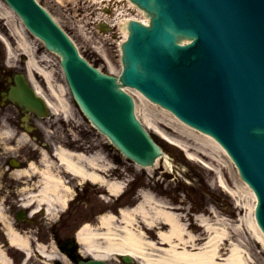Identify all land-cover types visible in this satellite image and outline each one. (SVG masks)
Masks as SVG:
<instances>
[{"label": "water", "instance_id": "95a60500", "mask_svg": "<svg viewBox=\"0 0 264 264\" xmlns=\"http://www.w3.org/2000/svg\"><path fill=\"white\" fill-rule=\"evenodd\" d=\"M133 1L153 18L151 27L130 24L131 35L123 46V84L140 89L227 147L258 195L256 218L264 230V0ZM7 2L48 49L63 57L72 91L98 129L128 158L153 165L161 150L115 77L81 59L34 0ZM187 39L191 43H179ZM16 83L10 98L46 116L45 101L26 80L18 77ZM124 260L132 262L128 256Z\"/></svg>", "mask_w": 264, "mask_h": 264}, {"label": "bare ground", "instance_id": "6f19581e", "mask_svg": "<svg viewBox=\"0 0 264 264\" xmlns=\"http://www.w3.org/2000/svg\"><path fill=\"white\" fill-rule=\"evenodd\" d=\"M119 5L123 9L120 10L117 19L128 18V21L123 19L120 23L125 39L129 35L128 23L132 19L142 22L143 25L146 24L145 26L149 25V14L140 9L132 0H119ZM133 10L137 12V15L126 14ZM0 14L2 18L12 20L10 30L17 43V55L23 53L28 57L26 71L30 74L37 93L45 98L54 113L61 111L68 121L76 122L78 127H82V124L76 121L71 104L67 100L66 86L56 78V72L49 69L52 65L47 62V51H42L40 56L36 54L35 48L26 35L23 23H17V15L1 1ZM0 38L7 43L10 63L15 65L17 62L12 59L16 53L15 49L12 48L8 38L2 34ZM97 49L102 50L101 47ZM40 80L45 86L42 87ZM129 91L144 100L142 95L131 88ZM159 108L171 120H151L148 117L144 118L145 121L141 120L147 129L181 147L191 159H198L197 155L192 152L194 150L213 162L221 161V156L228 155L211 136L195 131L171 111ZM36 123L42 127L41 122L36 121ZM8 139L15 140L17 144H22L27 140L25 133L18 135L13 127L0 122V141L5 142L1 144L7 146L6 140ZM38 149L39 161L30 162L27 168L14 170L12 174L16 179L26 180L27 185L22 191L25 199L18 200V203L23 202V206L28 208L33 216L43 213L47 214L50 219H55L68 205L69 199L74 197L77 191L73 189V184L68 179L70 176L66 174L64 176V173H69L80 182L92 181L99 184L101 190L110 196H118L125 189L126 181H120L112 176V163L102 151L89 156L56 147L52 155L51 152ZM159 161L157 160L153 167H138L150 171L159 164ZM217 164L220 167L223 165ZM245 186L246 194L252 196L255 202L249 207L252 217L247 220L241 218V222L228 220V223L227 220L219 218L216 210H212L208 216H200L197 224L188 223L180 214L181 208L156 198L151 191H143L139 192V200L134 207H123L117 214L110 212L101 215L97 226L95 227L92 223L85 224L79 230L78 238L89 257L105 261L111 260L112 257L127 255L135 259L137 264H264L259 261L258 256L250 253L252 247H260L262 243V257L264 258V233L254 218L255 194L246 183ZM40 208L41 210L36 212ZM7 213L3 201H0V222L4 225L10 245H17L32 255L34 251L32 236H29V232L18 231L13 219ZM197 232L201 234L198 235ZM251 236L253 239L250 238ZM239 237L242 241L237 239ZM246 237L250 242L244 239ZM52 238L55 237L52 236ZM53 242L55 246L54 244L52 246L40 244L38 250L34 251V256L43 258L41 264H55L57 260L69 263L67 256L59 253L57 242L55 240ZM9 250L0 245V264H13Z\"/></svg>", "mask_w": 264, "mask_h": 264}, {"label": "rangeland", "instance_id": "374dc122", "mask_svg": "<svg viewBox=\"0 0 264 264\" xmlns=\"http://www.w3.org/2000/svg\"><path fill=\"white\" fill-rule=\"evenodd\" d=\"M39 1L42 2V4L58 20V22L70 32L77 45L81 49L82 53L85 54V56L92 63L96 64L101 70L106 73H111L113 75H118L120 73L122 67L121 59L118 56V51L116 50V48V51L112 49L111 52L107 53L108 60H106V58L100 55V52L99 54L93 48L94 45H98L99 42H103L101 37H104L103 35H101L100 31H97L98 27L96 25H98V21L96 19L99 17L103 19V16L101 15L103 14L102 12H104V9H106L110 11L109 18L106 21L108 23H113L115 16L118 13L119 8L115 4H112L113 1H109V5H106V3L104 4L108 7H104V5H102L103 7H99V1H97V3H94L93 0ZM16 18L18 19L17 16ZM18 21L17 23H19ZM5 27L9 30L12 29L11 19L8 20L7 18H5V21H0V32L5 33ZM7 36L9 37V35ZM120 36L117 35L112 38V43L116 45L117 42H121L123 40L124 33H121ZM27 37L29 38V41L31 42V45L33 47H39V54H41V52L43 51L41 48L42 46L39 44L36 38L31 36L29 33H27ZM0 47L4 53V45L1 43V41ZM109 47L110 46H108V48ZM15 51L16 53H14L13 59H15L16 57H18L17 59H20L19 56L21 55H17V47H15ZM56 62L58 63V59H56V61L54 62L52 61L51 63L55 64V69L57 71L56 77L58 80H61L62 78H58L60 74ZM64 85L67 88V96L73 104L72 110L77 115L76 121H78V123H84L85 128L88 130L93 129L97 144L107 145L108 141L97 130L90 126L89 122L83 121V116L81 115L79 108L74 103L67 84L65 83ZM137 106L138 116L143 121H145V117H148L151 120H171L169 116L162 113V110L159 107H156L147 101L140 99L137 101ZM19 116H21V114L14 106L10 105L2 107L0 102L1 124L6 123L5 118L8 119L7 122L11 121L12 123H16V120ZM59 116L61 115H56L55 117L51 116L47 120L43 121L45 122V125L47 127L46 130H48L46 131L47 133L45 135L43 134L46 141L48 140L50 142H53V144H57L66 148V146L68 145L66 141L72 142V139L77 140L79 139V137H82V139L84 138L82 135L80 136L81 132L78 129L77 123L74 125L73 134L70 136L69 132L67 131L68 128L65 129L64 125L59 121ZM19 132L20 131H17V133ZM151 133L156 138V140H158L159 143L162 144L164 155L160 158L159 164L150 171L139 170L124 156H122L113 146L112 150L109 153L111 159H113V163L118 164L119 162L122 168L128 171L127 177L129 179L137 177V183L142 185V187H140V189L142 190L141 192L151 191L153 196H155L156 198L164 200L172 206L181 208L180 214L184 216V220L188 223L192 222L197 224V219L200 216H208L209 212L212 210H216L218 212L220 219L227 221L238 220L239 222H241V218L247 220L252 217V211H250L249 207L254 204L255 200L252 196L248 195V193L246 194L245 184L240 178L236 168L225 155L223 157L221 156V161L218 159L219 161L213 162V160L199 154L198 151L194 150L192 152L197 155L198 159L190 160L187 156V153L181 148L168 143L154 131H151ZM169 133L173 135L172 132L169 131ZM1 143L5 142L0 141V199H4V201H6L5 206L8 208V213H10V217L12 218L18 208L14 207L13 204L11 205L10 203L12 200H17L15 198L16 196L22 197V193H20V190L21 187H26V185L21 186L20 182L11 179V175L9 174V165L8 163H6V158L13 157L14 155L26 156L33 148L26 143L17 144V142L13 139L6 140L7 146ZM99 149L100 148H96V152ZM217 163L223 164L222 167H220ZM123 173L125 174V171H123ZM114 176L117 175L115 174ZM131 186L132 185L128 187L127 193H130L129 191ZM134 187L133 191L125 197V200H130L131 202L136 204L139 199L137 197L138 192H136V188ZM100 199L101 198L98 195V204L101 203ZM114 199L112 198L110 204L105 202V205H113ZM88 206L92 207V205L89 203H81L80 206L71 207L69 213L64 216L63 223H58L53 228V230L59 235L63 229L68 228L69 225L72 224L75 215L79 211H76L74 209H83L87 208ZM123 206L132 207L134 205ZM242 207L243 209L241 211ZM92 209L94 210L93 212L95 215L99 211H96L95 208ZM109 210L117 214L115 212V210L117 209H108L106 210V213H110L111 211ZM16 224L17 226L25 227L24 230L29 231V233H35L36 237H39L41 234L49 235V233L51 234L52 230L51 227L46 224L43 216L35 217L33 223L31 224L27 222H17ZM97 224L98 223H96L94 226L96 227ZM197 234L200 235L201 232H197ZM250 238L253 239L252 236ZM237 239L241 240L240 237ZM244 239H246L247 242H250L248 237ZM50 245L52 244L50 243ZM262 249L263 248L261 243L260 247H252L250 253L254 256H258L259 261L263 263L264 258L262 257ZM117 260L120 261V258L112 257L109 262L111 264H122L118 263Z\"/></svg>", "mask_w": 264, "mask_h": 264}, {"label": "flooded vegetation", "instance_id": "af4514ba", "mask_svg": "<svg viewBox=\"0 0 264 264\" xmlns=\"http://www.w3.org/2000/svg\"><path fill=\"white\" fill-rule=\"evenodd\" d=\"M8 76H9V74L6 73V71L2 68V66L0 64V89L1 90H3V87H4L3 83H6V80H7ZM69 181L72 184H74L72 177H70ZM74 186H75L76 189H80V187H78V184H74ZM76 196L77 197H76L75 201L71 204L72 206H76L77 207V206H80L81 203H85V204L89 203V204H91L92 201H93V193H92L90 187H87V186H85L83 188L82 192H78ZM85 209H87V210L90 209V206H88ZM2 239H4V238H2ZM38 239L44 240L45 237L44 236H42L40 238L38 237ZM12 256H13V260H14L15 263H22L23 260H24L23 254H13ZM31 264H33V263L31 262Z\"/></svg>", "mask_w": 264, "mask_h": 264}]
</instances>
